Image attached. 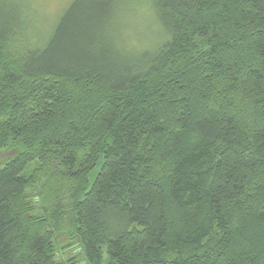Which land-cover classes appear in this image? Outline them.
Masks as SVG:
<instances>
[{
  "label": "trees",
  "instance_id": "trees-1",
  "mask_svg": "<svg viewBox=\"0 0 264 264\" xmlns=\"http://www.w3.org/2000/svg\"><path fill=\"white\" fill-rule=\"evenodd\" d=\"M128 1L0 0V264H264V0Z\"/></svg>",
  "mask_w": 264,
  "mask_h": 264
},
{
  "label": "rangeland",
  "instance_id": "rangeland-1",
  "mask_svg": "<svg viewBox=\"0 0 264 264\" xmlns=\"http://www.w3.org/2000/svg\"><path fill=\"white\" fill-rule=\"evenodd\" d=\"M70 0H34L35 4L37 5L40 12H46L47 14H54L56 11L60 9V5L62 3H65L63 5L62 9L68 4ZM142 4V3H141ZM138 3H133V0H130L127 2V5L131 7L129 11H126L123 20L126 19V22H129V30H127L126 34L129 36L127 40L123 39L122 36L121 39H118L117 36L113 35V33H109L108 30L105 28L106 36L116 37L115 38V51H118L120 53H124L125 55H131L135 53H139L138 51H133L131 47H129L126 43L133 45V46H139V47H145L148 45V43L154 38V36H149L147 33L148 31V22L150 18V12L146 7ZM119 20L116 17H111L108 21V27H116L119 26ZM98 27V25L96 26ZM149 30H152L149 26ZM126 41V43L124 42ZM153 47V46H152ZM152 47L149 46L147 50H151ZM14 149V148H12ZM12 149H1L0 150V168L3 166L4 161L7 160L10 156L13 155L14 150ZM61 250H64V252L61 255L65 256V259H72L74 264H81L83 262L82 254L78 248V246L74 243H70V241H61L60 242ZM70 247L68 250H66V247Z\"/></svg>",
  "mask_w": 264,
  "mask_h": 264
}]
</instances>
